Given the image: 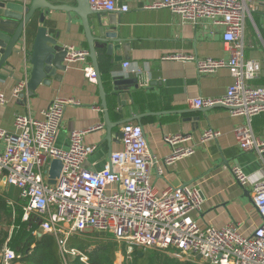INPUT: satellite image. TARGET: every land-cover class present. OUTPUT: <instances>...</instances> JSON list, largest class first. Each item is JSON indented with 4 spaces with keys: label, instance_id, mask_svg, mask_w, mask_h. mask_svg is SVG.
Here are the masks:
<instances>
[{
    "label": "crops",
    "instance_id": "crops-1",
    "mask_svg": "<svg viewBox=\"0 0 264 264\" xmlns=\"http://www.w3.org/2000/svg\"><path fill=\"white\" fill-rule=\"evenodd\" d=\"M49 1L76 4L74 0ZM155 1L159 0H116L118 5L128 6V10L118 13L90 9L88 31L97 45H103L94 47L100 68L99 84L97 77L88 80L84 75L88 66L95 71L88 54L84 61L66 64L67 69L59 72L58 80L52 77L48 86L37 85L30 96L25 89L23 95L21 93L14 99L11 97L13 87L19 81L29 79L31 67L25 60L23 49L16 58H9V64L0 67V90L8 98L6 104L0 105V126L13 131V119L17 113L40 118V111L48 107L56 96L72 98L77 104L66 107L62 127L54 142L57 147L68 149L71 131L101 125V129L91 130L83 138L86 145H96L84 163L93 170L103 168L110 153L122 148L120 130L127 122L142 127L150 152L159 160L171 150L162 136L183 133L189 138L184 144L194 147V152L162 166L160 175L151 167L154 187L161 191L168 185H193L202 197L200 210L192 212V218L200 227L211 225L221 228L237 223L244 234H251L261 222L252 203L251 186L241 187L229 171L230 167L239 166L252 180L264 179V155L261 158L253 151L240 150L233 136L234 128L247 124V119L231 117L223 105L196 109L187 102L200 96H222L231 84L227 68L211 74H198L193 61L162 58L165 54L182 52L196 58L227 59L228 46L221 37V31L207 20L194 26L167 8H145ZM247 4L254 10L244 20L241 38L243 58L257 60L261 64L260 73L250 83L264 87V2L247 0ZM45 14L43 25L49 35L58 36L61 46H73L90 53L86 31L77 13L50 10ZM33 26L35 28L36 23ZM33 37V32L26 36L25 50ZM107 45L111 51L105 55ZM125 61L130 67L138 68L141 76L124 69L122 63ZM143 77H146L147 85L141 86L139 83ZM251 119L254 135L264 139V114ZM206 128L220 131L218 139L200 143V135ZM17 194L14 186L0 182V227L8 229V233L12 230V226H7L9 207L16 210L22 206ZM29 217V220L35 218L33 215ZM28 221L22 217V222ZM5 245L6 242L2 247Z\"/></svg>",
    "mask_w": 264,
    "mask_h": 264
},
{
    "label": "built area",
    "instance_id": "built-area-1",
    "mask_svg": "<svg viewBox=\"0 0 264 264\" xmlns=\"http://www.w3.org/2000/svg\"><path fill=\"white\" fill-rule=\"evenodd\" d=\"M264 2V0H262ZM96 12L118 13L128 6L116 0H88ZM169 9L182 21L194 26L207 20L221 31L228 46L227 59L199 57L186 53L165 54L162 58L176 61H193L199 73H215L227 68L231 84L218 98L195 97L188 99L191 107L223 105L231 117L243 116L247 124L234 128L233 136L242 151H253L263 158L264 139L255 136L250 126L251 118L264 114V87L250 83L261 71L257 60L243 58L242 34L246 16L254 8L247 0H159L145 8ZM67 50L65 63L84 61L89 52L73 46ZM132 74L141 76L138 68L122 63ZM88 80H95L96 72L89 66L84 69ZM27 80L19 81L11 91L15 99L26 88ZM139 85H147L146 77ZM8 98L0 90V105ZM77 104L70 98L56 96L48 107L35 118L28 113H17L13 119L14 130L0 126V182L14 186L17 197L24 202L23 220L35 216L43 233L51 234L66 264L68 256L87 257L76 248L68 247L74 235L98 232L123 246L126 259L134 247L143 250L157 249L178 260L199 264H264V179L254 181L241 167L229 168L241 187L251 186V199L261 222L251 234H244L237 223L221 228L211 225L200 227L192 218L202 204L199 190L190 184L168 185L158 191L152 184L150 168L158 175L162 166L170 165L191 155L194 147L185 145L187 135L164 134L162 140L170 146V153L159 160L149 150L142 127L127 122L121 127L122 148L109 155V161L100 170L87 168L86 156L96 149L95 144L83 142L85 134L102 126L73 130L70 146L62 149L54 139L62 127L67 106ZM220 131L206 128L200 143L217 140ZM58 159L62 167L56 182H47V171L52 160ZM38 228L33 231L37 235ZM19 256L9 247L0 250V264H11Z\"/></svg>",
    "mask_w": 264,
    "mask_h": 264
},
{
    "label": "water",
    "instance_id": "water-1",
    "mask_svg": "<svg viewBox=\"0 0 264 264\" xmlns=\"http://www.w3.org/2000/svg\"><path fill=\"white\" fill-rule=\"evenodd\" d=\"M74 1L76 4L72 6L69 4H55L49 0H31L29 3L0 0V67L4 64L8 65L9 58H16L21 49L25 51V60L31 67L30 76L25 85L28 96L33 94L37 85L48 86L52 77L58 80L60 78L59 72L67 69L65 63L67 50L59 44L58 36L49 35L43 25L46 18L45 11L50 10H62L67 13L75 12L81 17L88 39L89 56L95 68L97 82L100 83V68L95 57L94 47H103V45H97L88 31L87 19L91 9L88 0ZM34 23H36L35 28ZM32 32L34 37L31 43L28 42V48L25 50L24 40ZM110 51V46L107 45L105 55L110 54ZM61 167L62 162L58 159L51 161L46 178L49 184L54 185ZM42 233L43 231L39 227L37 235L40 236Z\"/></svg>",
    "mask_w": 264,
    "mask_h": 264
},
{
    "label": "trees",
    "instance_id": "trees-1",
    "mask_svg": "<svg viewBox=\"0 0 264 264\" xmlns=\"http://www.w3.org/2000/svg\"><path fill=\"white\" fill-rule=\"evenodd\" d=\"M23 206L14 210L9 207L7 213L8 229L0 227V250L3 243L19 256L11 264H65L57 243L51 234L42 233L33 235L39 222L33 217L28 222H22ZM1 224V223H0ZM68 247L76 248L82 252L87 260L81 261L79 256L66 259V264H113L119 249L118 243L114 240L105 238V235L98 232L88 233L87 235H74L68 239ZM125 253L124 247L121 248ZM130 259H125L122 264H199L198 262L182 261L172 257L169 253L157 250L134 247Z\"/></svg>",
    "mask_w": 264,
    "mask_h": 264
},
{
    "label": "rangeland",
    "instance_id": "rangeland-1",
    "mask_svg": "<svg viewBox=\"0 0 264 264\" xmlns=\"http://www.w3.org/2000/svg\"><path fill=\"white\" fill-rule=\"evenodd\" d=\"M119 246V245H118ZM123 246L121 245V246H119V249L117 250L118 252L116 253V257H115V259H114V261H113V264H122V261L123 260H125L126 259V253H123L121 250V248H122ZM130 257H131V255H130ZM130 257L129 258H127V260L128 259H130ZM85 262V261H84ZM22 264H27V263H22Z\"/></svg>",
    "mask_w": 264,
    "mask_h": 264
}]
</instances>
